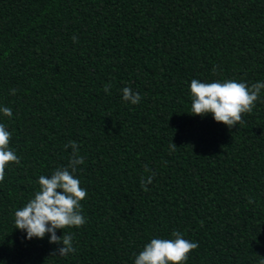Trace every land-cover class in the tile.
<instances>
[{
    "label": "trees",
    "instance_id": "16d2710c",
    "mask_svg": "<svg viewBox=\"0 0 264 264\" xmlns=\"http://www.w3.org/2000/svg\"><path fill=\"white\" fill-rule=\"evenodd\" d=\"M192 79L264 81V0H0V106L13 113L0 123L20 159L0 182V264H134L173 231L198 243L186 264H259L264 90L229 129L191 115ZM69 141L86 223L65 229L76 252L52 257L50 234L27 240L14 212L67 166Z\"/></svg>",
    "mask_w": 264,
    "mask_h": 264
},
{
    "label": "clouds",
    "instance_id": "9594fccd",
    "mask_svg": "<svg viewBox=\"0 0 264 264\" xmlns=\"http://www.w3.org/2000/svg\"><path fill=\"white\" fill-rule=\"evenodd\" d=\"M73 42L77 41L74 36ZM216 68H213V72ZM111 85L104 86V92L110 93ZM264 90V81L251 85L237 80H224L214 82H201L192 79L190 82L191 115H212L217 123H222L229 129L243 123V116L250 114ZM15 95V89L11 90ZM122 99L125 102L137 105L141 101L139 93L133 92L130 87L122 89ZM0 113L11 118V108L0 106ZM12 134L0 123V182H3L6 167L10 163L19 164L20 159L10 147ZM79 145L69 141L64 145L67 150L71 148V155L66 167H59L50 176L40 175L38 178V190L32 198L14 212L15 228L26 232L27 240L34 238L43 240L50 234V244L59 245L52 257H67L76 252L73 244L74 234L65 229L79 228L86 223L82 214L81 202L88 193L81 187V182L76 173L78 166L84 164ZM177 146L172 142L169 145L170 154ZM148 175L141 177L140 186L147 192L148 185L152 184L155 172L145 165ZM250 204L255 201L249 197ZM62 230L63 236L57 232ZM172 238H153L146 244L143 250L134 257V264H186L189 254L198 248V243L185 239L179 231H173ZM259 264H264V257Z\"/></svg>",
    "mask_w": 264,
    "mask_h": 264
}]
</instances>
